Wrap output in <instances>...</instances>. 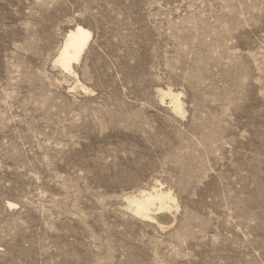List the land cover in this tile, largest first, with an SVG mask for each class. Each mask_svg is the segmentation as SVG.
<instances>
[{
  "label": "rangeland",
  "instance_id": "1",
  "mask_svg": "<svg viewBox=\"0 0 264 264\" xmlns=\"http://www.w3.org/2000/svg\"><path fill=\"white\" fill-rule=\"evenodd\" d=\"M0 264H264V0H0Z\"/></svg>",
  "mask_w": 264,
  "mask_h": 264
},
{
  "label": "bare ground",
  "instance_id": "2",
  "mask_svg": "<svg viewBox=\"0 0 264 264\" xmlns=\"http://www.w3.org/2000/svg\"><path fill=\"white\" fill-rule=\"evenodd\" d=\"M91 33L81 25H75L66 33L64 43L58 54L55 56V62L67 71H72V63L78 61L80 54L86 47ZM163 96L170 99L172 108L177 113H181L180 100L178 94L170 89L162 91ZM175 198L170 191L161 188L152 187L151 190H141L138 195L127 197L128 208L138 217L144 219H153V214L168 211L174 204Z\"/></svg>",
  "mask_w": 264,
  "mask_h": 264
}]
</instances>
